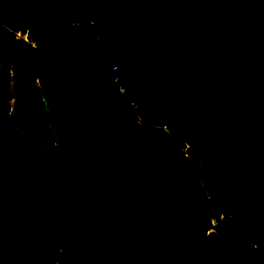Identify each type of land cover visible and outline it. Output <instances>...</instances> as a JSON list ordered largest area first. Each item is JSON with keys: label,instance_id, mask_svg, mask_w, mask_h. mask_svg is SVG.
I'll list each match as a JSON object with an SVG mask.
<instances>
[{"label": "trees", "instance_id": "trees-1", "mask_svg": "<svg viewBox=\"0 0 264 264\" xmlns=\"http://www.w3.org/2000/svg\"><path fill=\"white\" fill-rule=\"evenodd\" d=\"M22 4L32 11L33 0ZM18 33L32 41L31 21L21 20ZM103 42L90 20L59 37L35 40L37 49L15 42L0 53V264H63L66 259L72 264H212L214 251L222 257L213 264L253 257L255 264H264V235H252L251 228L239 232L231 221H221L192 151L187 157L186 145L174 143L162 128L141 124L130 99L114 109L112 95L118 92L110 84L111 59ZM9 70L11 95L5 92ZM10 98L18 122L13 140L5 131ZM95 123L97 161L81 190L75 230L68 236L67 229L60 248L54 217L65 203L67 183L54 148L60 146L65 159L67 141L77 155H86ZM160 177L164 191L176 198L162 216ZM105 178L101 202L109 195L107 206L82 231ZM212 220L216 226L209 234Z\"/></svg>", "mask_w": 264, "mask_h": 264}, {"label": "water", "instance_id": "water-1", "mask_svg": "<svg viewBox=\"0 0 264 264\" xmlns=\"http://www.w3.org/2000/svg\"><path fill=\"white\" fill-rule=\"evenodd\" d=\"M21 3L0 0L10 40ZM90 20L137 119L190 148L224 222L264 235V0H34L31 38Z\"/></svg>", "mask_w": 264, "mask_h": 264}, {"label": "rangeland", "instance_id": "rangeland-1", "mask_svg": "<svg viewBox=\"0 0 264 264\" xmlns=\"http://www.w3.org/2000/svg\"><path fill=\"white\" fill-rule=\"evenodd\" d=\"M10 45H13L15 42H22L24 44H30L33 49H37V44L30 40L28 34H16L15 40L9 41ZM1 53V52H0ZM1 68V64H0ZM8 81L6 83L5 92L6 94H13L14 90V82L12 79V72L8 71ZM106 74L103 73L101 75V79L105 80ZM13 102L14 99L10 98L6 101L7 105V113L5 116V131L6 137L8 140L16 139L18 136V122L13 116ZM129 102L128 98L121 97L118 93H114L112 95V106L114 109H119L122 105H125ZM132 102V101H131ZM134 111H136L137 105L134 102L133 105L131 104ZM77 114L76 108H74L73 115ZM99 129V124L95 123L92 126L90 138L92 139V144L87 152L86 155H77L72 148V146L65 141V149H66V156H64L61 152L60 146L54 148V152L56 156L59 158L61 163L65 166V176H66V183H67V195L65 199V203L61 208L58 210V217H54L56 226L59 230V245L60 248L63 246V241L61 240L69 228L68 236L70 233L75 230L76 226V217L75 212L80 204L83 202V198L81 196V190L85 187L86 181L91 176L90 170L92 173L94 171V166L97 161L98 152L100 150V139L96 136V133ZM126 147V142L124 143V147ZM93 176V175H92ZM107 182V179H103L100 183L99 190L93 196V207L92 211L87 217V220L84 222L81 230L92 226L97 219L102 215L104 208L107 206L109 201V195L104 200V204L101 202V197L103 195L104 187ZM157 184V203H158V212L162 216L166 212L171 211L174 208V203H176V198L168 193H166L163 189L162 177L159 178ZM221 221L224 222V216L221 215ZM260 245L261 242L256 243ZM57 244L53 247L54 256L58 259V255L56 253ZM222 257V253L220 252H213L211 263H215ZM256 258L253 257L250 261L243 259L239 264H255ZM63 264H72L71 259H66ZM186 264H206L204 262H197V263H186ZM220 264H234L233 261L224 260Z\"/></svg>", "mask_w": 264, "mask_h": 264}, {"label": "flooded vegetation", "instance_id": "flooded-vegetation-1", "mask_svg": "<svg viewBox=\"0 0 264 264\" xmlns=\"http://www.w3.org/2000/svg\"><path fill=\"white\" fill-rule=\"evenodd\" d=\"M23 2V0H22ZM23 4L21 3V7L19 10V21L24 20V21H31L33 20V13H34V0H33V8L32 11L30 10H25L22 8ZM10 39L7 38L6 33L2 32L0 30V52L4 53L6 49H8L10 46Z\"/></svg>", "mask_w": 264, "mask_h": 264}, {"label": "built area", "instance_id": "built-area-1", "mask_svg": "<svg viewBox=\"0 0 264 264\" xmlns=\"http://www.w3.org/2000/svg\"><path fill=\"white\" fill-rule=\"evenodd\" d=\"M120 80V75L118 74V67L116 65H112L110 64V84L111 86L114 88V90L116 89L117 87V84ZM134 102H131V104L133 105ZM139 121V120H138ZM140 122V121H139ZM141 123V122H140ZM142 124V123H141ZM149 127V126H148ZM151 127V126H150ZM154 127H157V126H154ZM158 128V127H157ZM162 129L164 131H166L167 133H169V129L167 128V126H164L162 127ZM184 152L187 154L188 151L190 150V148L188 146H186V148L183 149ZM187 157H188V154H187ZM211 228H212V231H210L209 234H213V228L216 226V221L212 220L211 222ZM253 248L255 250H258L259 246L258 245H253Z\"/></svg>", "mask_w": 264, "mask_h": 264}]
</instances>
